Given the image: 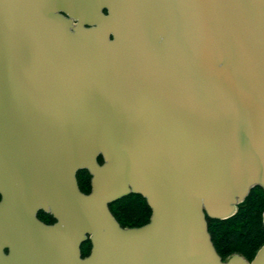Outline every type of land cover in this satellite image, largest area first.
<instances>
[{"label":"water","instance_id":"water-1","mask_svg":"<svg viewBox=\"0 0 264 264\" xmlns=\"http://www.w3.org/2000/svg\"><path fill=\"white\" fill-rule=\"evenodd\" d=\"M256 187L264 0H0V264H264L207 223Z\"/></svg>","mask_w":264,"mask_h":264},{"label":"trees","instance_id":"trees-1","mask_svg":"<svg viewBox=\"0 0 264 264\" xmlns=\"http://www.w3.org/2000/svg\"><path fill=\"white\" fill-rule=\"evenodd\" d=\"M100 161V159H99ZM80 191L88 194L90 191V176L86 171L76 175ZM112 215L122 228H133L145 225L150 218L151 211L144 198L139 195H129L109 206ZM264 211V193L256 187L252 189L238 206V212L233 217L219 221L207 219L208 231L217 254L225 260L238 254L251 261L264 244V227L262 213ZM37 218L45 224L54 222L51 217L39 212ZM90 243L83 244L82 256L88 255Z\"/></svg>","mask_w":264,"mask_h":264},{"label":"flooded vegetation","instance_id":"flooded-vegetation-1","mask_svg":"<svg viewBox=\"0 0 264 264\" xmlns=\"http://www.w3.org/2000/svg\"><path fill=\"white\" fill-rule=\"evenodd\" d=\"M39 219V218H38ZM40 221L44 222L42 219H39ZM53 223V222H52Z\"/></svg>","mask_w":264,"mask_h":264}]
</instances>
